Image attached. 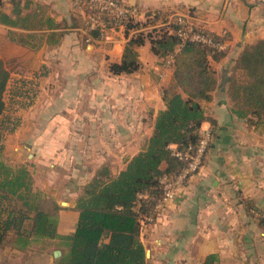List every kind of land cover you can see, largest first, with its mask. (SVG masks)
Returning <instances> with one entry per match:
<instances>
[{
	"label": "crops",
	"instance_id": "1",
	"mask_svg": "<svg viewBox=\"0 0 264 264\" xmlns=\"http://www.w3.org/2000/svg\"><path fill=\"white\" fill-rule=\"evenodd\" d=\"M125 1L145 15H183L198 29L226 36L224 55L210 59L217 86L201 101L206 119L200 127L213 128L212 140L199 170L142 223L145 264H205L211 254L212 264H264V229L250 209H264V125L234 115L221 83L243 46L264 39V0ZM0 12L31 15L39 25L27 30L0 22V58L9 71L4 103L9 92L12 113L22 123L8 135L18 140L3 142L5 151H15L14 164L27 153L34 188L60 205L57 232L69 234L82 185L102 165L113 176L124 169L152 134L165 107L164 90L180 89L172 66H162L148 41L137 48V71L112 74L109 64L121 60L133 32L94 37L71 13L70 0L0 1ZM47 19L56 27L48 29ZM15 34L34 38L22 43ZM238 42L241 48L231 56L227 51Z\"/></svg>",
	"mask_w": 264,
	"mask_h": 264
},
{
	"label": "trees",
	"instance_id": "2",
	"mask_svg": "<svg viewBox=\"0 0 264 264\" xmlns=\"http://www.w3.org/2000/svg\"><path fill=\"white\" fill-rule=\"evenodd\" d=\"M8 1L14 6L20 2ZM0 22L27 30L39 26L33 23L31 15L13 18L4 12H0ZM124 23V32L133 34L124 44L121 60L109 64L110 72L137 71L140 68L137 48L148 41L161 63L168 55L173 56L172 76L180 92L164 90L165 107L155 116L152 134L124 169L113 176L102 165L82 185L74 205L77 223L69 234H58L61 207L34 188L28 165H10L0 151V248L10 243L23 251L33 242L49 239L56 240L62 249V255L53 264H145L146 249L140 239L142 223L148 221L162 195L161 179L175 176L186 164L175 152L197 144L198 130L206 119L201 101L209 100L217 86L210 59L219 60L224 52L181 40L177 20H168L163 13H147L141 20L127 18ZM45 26L52 29L56 24L47 19ZM196 29L217 40L226 38ZM90 33L99 38L96 31ZM12 38L29 43L34 34H15ZM232 61L221 77L231 111L251 125H264V39L245 45ZM8 80L9 71L0 58V116L5 108L3 97ZM250 209L264 229V209ZM215 259V255H208L205 264H212Z\"/></svg>",
	"mask_w": 264,
	"mask_h": 264
},
{
	"label": "built area",
	"instance_id": "3",
	"mask_svg": "<svg viewBox=\"0 0 264 264\" xmlns=\"http://www.w3.org/2000/svg\"><path fill=\"white\" fill-rule=\"evenodd\" d=\"M70 10L73 15L81 19L87 31H96L99 38L103 39H108L116 33H124L125 19L141 20L145 18V14L138 7L127 3L125 0H70ZM172 18H175L180 25L177 35L181 40L198 42L212 50L224 49L223 40H217L206 32L197 30L186 16L176 15ZM172 63L173 56L168 55L162 66H172ZM198 133L199 139L193 148L175 152V155L184 160L186 164L175 176H164L161 179L163 192L156 202L154 212L148 216V221H152L154 215L161 211L166 202L175 197L177 189L184 180L195 174L201 167L202 158L213 137V128L211 126L208 128L200 127Z\"/></svg>",
	"mask_w": 264,
	"mask_h": 264
},
{
	"label": "rangeland",
	"instance_id": "4",
	"mask_svg": "<svg viewBox=\"0 0 264 264\" xmlns=\"http://www.w3.org/2000/svg\"><path fill=\"white\" fill-rule=\"evenodd\" d=\"M147 31V30H146ZM241 42H238L237 45L227 51L228 53L232 52L231 56H234L236 50L241 48ZM244 47V46H243ZM34 95L31 92V96ZM29 97V96H28ZM34 97V96H33ZM29 99V98H28ZM6 106L4 108L2 121H0V151L3 157V160L10 165L16 166L18 164H28L30 158L27 156V153L24 151L21 152V155L18 158H21V161L14 164L16 160L14 154L15 151L12 150V153L5 151V141L12 140L16 142L18 139H10L8 135H11L12 129H15L17 126L21 127L22 123H17L20 117L12 113V107L9 105V92L6 93ZM10 144V143H6ZM60 250L62 255V249L57 245L56 240L49 239H40L36 242L31 243L25 250L20 251L11 247L10 243L5 244L0 248V264H53L58 257H54L53 251Z\"/></svg>",
	"mask_w": 264,
	"mask_h": 264
},
{
	"label": "water",
	"instance_id": "5",
	"mask_svg": "<svg viewBox=\"0 0 264 264\" xmlns=\"http://www.w3.org/2000/svg\"><path fill=\"white\" fill-rule=\"evenodd\" d=\"M146 256H148V250H146ZM60 254H61V251L60 250H54L53 251V255H54V257H58V256H60Z\"/></svg>",
	"mask_w": 264,
	"mask_h": 264
}]
</instances>
